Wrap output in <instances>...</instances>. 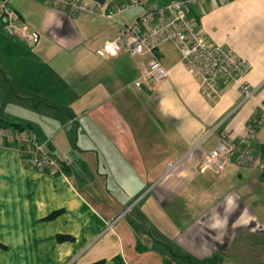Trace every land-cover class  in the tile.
Listing matches in <instances>:
<instances>
[{
  "label": "crops",
  "instance_id": "1",
  "mask_svg": "<svg viewBox=\"0 0 264 264\" xmlns=\"http://www.w3.org/2000/svg\"><path fill=\"white\" fill-rule=\"evenodd\" d=\"M169 1L133 5L109 20L45 0H9L40 37L28 43L0 24V122L33 131L63 173L38 171L15 143H0V264H264L260 170L234 157L220 175L200 168L222 132L244 136L264 107V0L191 9L209 40L232 45L251 64L245 81L253 97L221 80L225 92L215 103L203 98L172 42L158 48L170 76L140 87L148 55L97 54ZM250 148L264 160V120ZM108 233L115 242L88 254Z\"/></svg>",
  "mask_w": 264,
  "mask_h": 264
},
{
  "label": "built area",
  "instance_id": "2",
  "mask_svg": "<svg viewBox=\"0 0 264 264\" xmlns=\"http://www.w3.org/2000/svg\"><path fill=\"white\" fill-rule=\"evenodd\" d=\"M52 7L72 14H99L109 20L118 16L133 5H148L152 0H135L130 3L98 5L91 0H45ZM208 0H170L166 4L157 3L132 24L124 26L112 39L104 41L97 49L103 57H115L126 51L132 56L148 55L142 73L135 82L137 86L145 83L157 84L170 76V69L163 65L158 48L165 42L174 43L189 72L200 79L203 98L209 103L220 99L225 88L221 80L238 84L245 99L253 97L245 78L251 70L250 62L232 45L219 44L209 40L200 22L191 14L193 6ZM0 20L7 33L28 43L37 41L39 31L25 22L23 16L9 4L0 0ZM264 120V107L257 112L247 126L244 136L234 138L222 132L217 145L208 151L201 163V170H211L220 175L228 166L229 159L245 167L260 170L264 179V160L250 148L257 128ZM212 129L209 133L215 132ZM15 143L25 155L26 163L41 172L63 173L60 162L44 150V144L33 131L0 125V143ZM192 152L186 157H190ZM178 162L174 163L177 164ZM171 163V167L174 166Z\"/></svg>",
  "mask_w": 264,
  "mask_h": 264
},
{
  "label": "trees",
  "instance_id": "3",
  "mask_svg": "<svg viewBox=\"0 0 264 264\" xmlns=\"http://www.w3.org/2000/svg\"><path fill=\"white\" fill-rule=\"evenodd\" d=\"M0 23L3 25V22L1 20H0ZM0 125H1V122H0ZM13 125L16 128H20L18 123L14 122ZM62 213H63V210L54 211V212L50 213L47 217H45V219L53 220V219L57 218ZM58 240L59 241H73L74 237L72 235L59 234L58 235ZM104 262H105L104 260H101V261H99L97 263H94V264H103Z\"/></svg>",
  "mask_w": 264,
  "mask_h": 264
},
{
  "label": "rangeland",
  "instance_id": "4",
  "mask_svg": "<svg viewBox=\"0 0 264 264\" xmlns=\"http://www.w3.org/2000/svg\"><path fill=\"white\" fill-rule=\"evenodd\" d=\"M1 24V23H0ZM111 242V243H113V241H114V235L112 234V233H108V234H105V235H103V234H101L97 239H95V244L90 248V250H89V252H88V254L91 252V251H93V250H95L96 248H98L99 246H101L102 244H104V243H108V242ZM115 242V241H114ZM186 264H189V263H186Z\"/></svg>",
  "mask_w": 264,
  "mask_h": 264
}]
</instances>
